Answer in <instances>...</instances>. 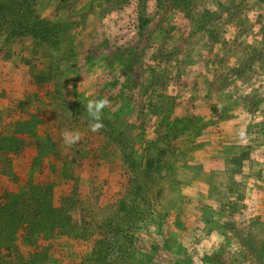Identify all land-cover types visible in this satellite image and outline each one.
<instances>
[{
	"label": "rangeland",
	"instance_id": "374dc122",
	"mask_svg": "<svg viewBox=\"0 0 264 264\" xmlns=\"http://www.w3.org/2000/svg\"><path fill=\"white\" fill-rule=\"evenodd\" d=\"M38 2L0 0L38 73L11 139L0 116V194L72 221L21 225L1 264H264V0Z\"/></svg>",
	"mask_w": 264,
	"mask_h": 264
},
{
	"label": "trees",
	"instance_id": "16d2710c",
	"mask_svg": "<svg viewBox=\"0 0 264 264\" xmlns=\"http://www.w3.org/2000/svg\"><path fill=\"white\" fill-rule=\"evenodd\" d=\"M107 61L111 62V59L108 58ZM8 149L6 150L10 152ZM39 194L40 192L36 188L28 191L27 197L22 201L24 204L26 203V206H29L27 209L22 206L23 204H20V200L15 196L8 195L5 191L0 194V264L12 257V250H19H17L18 245L13 237L14 232L21 225H26L28 232H40L55 227L59 223V219L63 225L72 221V217L69 215L62 216V206H54L51 199L47 198V194L44 196ZM14 255L18 264H33L31 257L26 261L20 254Z\"/></svg>",
	"mask_w": 264,
	"mask_h": 264
},
{
	"label": "crops",
	"instance_id": "0c3cea01",
	"mask_svg": "<svg viewBox=\"0 0 264 264\" xmlns=\"http://www.w3.org/2000/svg\"><path fill=\"white\" fill-rule=\"evenodd\" d=\"M39 0L38 6H41ZM55 6L49 8V14L51 15ZM43 15V13H41ZM25 41H17L9 45L0 43V50H8V54L0 55V116L1 119L9 121L6 128V138L11 139L13 133L14 121H19V110L16 113V105L14 103L21 102V98L26 94L27 90V79H37L38 73L36 72L35 66L33 65L34 53L31 55L26 49L23 53H20L18 48H25ZM3 45V47H1ZM9 48V49H8ZM16 51L14 52V50ZM35 81V80H34ZM4 116V117H3ZM8 116V118H7ZM3 124V122H2ZM2 129V127H1ZM0 137L1 140L6 139ZM7 140V139H6ZM24 143L27 142L26 138H23ZM5 152L8 151L5 149Z\"/></svg>",
	"mask_w": 264,
	"mask_h": 264
},
{
	"label": "clouds",
	"instance_id": "9594fccd",
	"mask_svg": "<svg viewBox=\"0 0 264 264\" xmlns=\"http://www.w3.org/2000/svg\"><path fill=\"white\" fill-rule=\"evenodd\" d=\"M110 101L107 99V97L101 98V99H90L88 100L87 104L84 106L86 109V112L88 114V117L92 121L89 125V129L92 132H99L101 129L105 127V125L102 122V116L103 111L105 108L110 106ZM243 135V133H241ZM63 141L66 145L72 146L74 144H77L82 136L79 131H68L65 130L62 133Z\"/></svg>",
	"mask_w": 264,
	"mask_h": 264
}]
</instances>
